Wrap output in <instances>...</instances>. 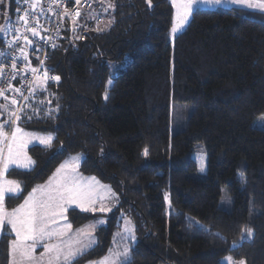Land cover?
<instances>
[{"label":"trees","instance_id":"16d2710c","mask_svg":"<svg viewBox=\"0 0 264 264\" xmlns=\"http://www.w3.org/2000/svg\"><path fill=\"white\" fill-rule=\"evenodd\" d=\"M2 1L13 17L16 0ZM106 1L112 10L94 4L108 21L102 29L67 23L46 63L58 82L34 87L18 115V126L54 140L29 147L31 170L8 171L22 190L5 208L81 156V174L109 186L118 205L97 245L72 264L104 257L120 217L137 238L126 264H225L226 256L264 264V128L255 125L264 114V14L197 9L172 41L170 0ZM96 216L71 210L68 220L78 227ZM10 237H1L0 264Z\"/></svg>","mask_w":264,"mask_h":264},{"label":"rangeland","instance_id":"374dc122","mask_svg":"<svg viewBox=\"0 0 264 264\" xmlns=\"http://www.w3.org/2000/svg\"><path fill=\"white\" fill-rule=\"evenodd\" d=\"M95 1H97L95 3L97 6L103 7L102 6L103 2H106V4H108L109 7H112V4L110 1L109 2H107L106 0H95ZM170 1L172 3L173 10H174V20H173L172 28L174 26L177 27L176 32H172V29H171L170 37H171L172 41L176 38V36H178L181 32H183L185 30V28L188 26V24L191 20L193 12L196 11L197 9L242 8V9H246V10H250V11H254V12L264 14V11L257 9L256 4L254 2H253V6L250 8L248 6H245L242 3V0H192L191 13L188 17V20L186 22H184L182 26H180L181 25L180 18L183 14V11H184L183 6L185 3L188 2V0H170ZM88 2L92 5L91 9L88 11V13L85 15H81V16L74 18L73 19L74 21L72 23H75L76 25H84V26L89 27V28L92 27L93 29H102V27L107 25L108 21L106 22L104 15L95 13L96 9L94 10V0H87L86 3L89 4ZM103 8L106 9L105 7H103ZM12 18L13 17L11 16L10 5L7 3L3 4V1L0 0V40L1 41L6 37L7 30L10 27ZM87 18H89L91 20H87ZM42 82L43 81L38 80L37 84L34 87H37V86L43 84ZM10 108L14 109V114H15V108L10 103V100L8 99V97L3 95V94L0 95V132L6 131L7 134H11V137L9 138L8 143H10V145H12V146H13L12 136H13V133L16 132L17 128H19L20 131H24L27 134L23 140H20V143L23 141L24 144H23V148L21 150L18 147V150H19L18 151L19 152L18 160L20 158H22V156L26 157V155H27L28 157H30L29 152H28L29 147H27V146H30V147L31 146H40L39 144H42V143H40V140L41 139L46 140L45 137L51 138L50 143L54 140L53 134L30 132V131H26L22 127L18 126L17 125V117L19 114L13 115V111H10ZM21 110L19 111V113L21 112ZM11 114H12V116H11ZM4 116H11V118H9V119H11L9 126L4 125V123H3L4 122L3 121ZM255 125L259 126L261 128L262 127L264 128V114L261 115L257 119V121L255 122ZM13 129H15L14 132H13ZM172 131H173V129H172ZM11 139H12V141H11ZM8 146H9V144H8ZM15 152H17V150ZM2 154H3V151L0 150V174L2 173V176L0 177V188H3L4 190L6 189V191H4L3 199L0 200V209H3V211L6 213V210L4 207H5V203H6L5 201L7 199V196H12V195L18 196L21 193L22 189H21L20 184L17 181L9 179L8 176L7 177L5 176V174L8 170V166H7V169L5 170V163L8 160V154L6 156L7 160L5 162H4V158H2ZM192 157L197 162V165L199 167V173L202 175L205 174L206 173V158H205V154H204V151H203L201 146L200 147L197 146V148L195 149V151L192 154ZM202 158H203V167H204L203 171H201V160H202ZM72 159H74V160H72ZM80 159H81V156H73V157H70L69 159L64 161L63 166L61 168H59L60 171L59 170L57 171V174L60 176V178H58L52 182V183L56 184L55 185L56 191L61 188V185H62L65 177H73V173L68 174V172H70L69 169L73 170V172H74L76 170V167H77L76 163ZM73 161H76V162L74 163ZM81 162H82V159H81ZM7 165H9V163ZM79 165H81V163ZM65 170H66V172H65ZM51 176H50V178H52ZM9 181L14 182V184L12 186L14 189L12 192L15 191L14 194H12V192L8 191L9 184L6 185V183H8ZM48 185L45 186L43 193H41V190H38L37 193H40V195L49 194L50 191H49ZM39 189H41V188H39ZM113 194L115 196V200L117 201V205H118V198L114 192H113ZM167 202L169 203L168 199H167ZM117 205H116V207H117ZM116 207H115V209H116ZM99 208L100 207L97 206V207H93L92 209H90L88 211H83V212H91L92 214L97 215V216L94 217L91 221H89V222H87L81 226L73 227L71 225V227L76 229V230H83L84 229L83 231H85V232L86 231H95V235H96L97 231L100 228L105 227L108 224L107 217H108V215H110V213L109 214L108 213H100L98 211ZM102 208L106 209V207H104V206ZM71 210H74V209H71ZM71 210H69V211H71ZM69 211H68V213H69ZM76 211H78V210H76ZM79 212H81V211H79ZM68 213H67V218H68ZM101 218H103V219H101ZM101 221H104V223H100ZM51 224L53 226V227H51V229L54 231H59V229H62V227H63V221L58 216L55 218V223H51ZM117 225H118V229H117L116 234L114 236V241H113L112 247L107 252V254L99 260H101V261L103 259H109L110 261L116 260L117 264H126L130 260L132 248L137 243L135 228H134L133 222L130 219L124 218V217H120ZM126 229H127V231H126ZM6 233L10 234V236H11L9 241H8V247H7V264H11L12 260L10 257V246H11L12 234H11V230H10L9 225L7 224V221L5 220V224H4L3 229H0V241H1L2 235L6 234ZM133 236H134V239H133ZM96 242L98 243L97 235H96ZM97 243H96V245H97ZM125 248L128 249V258L126 261L122 255H120V256L115 255L116 253H123ZM166 253L169 256H175L174 253L172 251H170L169 249L166 250ZM81 256H79V257H81ZM78 258H76V260ZM76 260H74V261H76ZM74 261L72 263H74ZM96 261H98V260H96ZM92 262H95V261H92ZM223 262L225 264H240L241 260H235L231 256H226L223 258ZM88 263H90V262H88ZM244 264H245V262H244Z\"/></svg>","mask_w":264,"mask_h":264},{"label":"built area","instance_id":"2783aa9c","mask_svg":"<svg viewBox=\"0 0 264 264\" xmlns=\"http://www.w3.org/2000/svg\"><path fill=\"white\" fill-rule=\"evenodd\" d=\"M86 1L16 0L15 13L0 45V93L8 97L16 115L38 80L58 82L46 67L48 57L57 50L67 23L78 17L77 12L81 16L91 9ZM31 28L36 29L35 36Z\"/></svg>","mask_w":264,"mask_h":264},{"label":"snow or ice","instance_id":"6c2138e0","mask_svg":"<svg viewBox=\"0 0 264 264\" xmlns=\"http://www.w3.org/2000/svg\"><path fill=\"white\" fill-rule=\"evenodd\" d=\"M253 2L256 4L258 10L264 11V0H242V3L245 6L252 7ZM79 3V0H77ZM150 4V0H149ZM184 11L180 18L181 25L188 20V17L191 13L192 0H188L184 4ZM79 16V13H76ZM21 19H24L23 17ZM26 23V21H25ZM33 36L36 35V29H30ZM177 27L172 28V32H176ZM15 67V65H13ZM55 80H59V77H53ZM111 83V81H109ZM2 95V93H0ZM13 104L16 103L15 100L12 101ZM13 115H15L13 113ZM18 118V117H17ZM20 132V129L17 128L16 132L13 133L12 139L13 144L16 142V133ZM2 135V133H0ZM51 138L47 140L41 139L40 143L50 144ZM24 142L20 143V148H23ZM19 158V152H14L13 146L9 145L8 149V160L5 163V170L7 169L8 163H16ZM31 164L32 162L29 161ZM204 170L203 167V158L201 160V171ZM95 181V178H92ZM98 183V182H97ZM8 191L12 192L14 189L12 185L14 182L9 181ZM18 187V186H17ZM93 189L89 188L87 191H82L80 186L76 182L75 177H65L61 185V188L57 190V195L55 197L49 196L46 200L41 199L35 201L31 196L29 201H26L24 208H27V211L23 212L21 215V209H17L11 214H6L3 209H0V229H3L5 220L7 224L11 226V229L16 234V240L12 242L10 246V256L13 258L12 264H30L34 259L32 253L37 246L45 240H51L53 236L62 235V233L56 232L49 228L50 223H55V218L57 216H63L64 213L68 210L66 206H70L73 203H77V198L90 197ZM4 189L0 188V200L3 199ZM167 199V197H165ZM77 206L81 208L82 211H87L88 209L83 206L82 203H78ZM103 210V209H101ZM100 223H104L101 221ZM68 228H71V224L67 225ZM127 231V229H126ZM248 234L251 235V229H248ZM134 239V236H133ZM31 241L30 246L27 245V242ZM45 252L51 253L55 252L56 255L53 258H50L48 264H54V261H59L61 255H63V264H71V262L79 255H83V249L73 250L71 245L68 246L67 251H65L60 244H44ZM116 256L122 255L125 258V261L128 258V249L125 248L123 253H116ZM230 259V258H229ZM100 264H117L116 260L103 259L100 261ZM240 264H244L243 261Z\"/></svg>","mask_w":264,"mask_h":264},{"label":"crops","instance_id":"0c3cea01","mask_svg":"<svg viewBox=\"0 0 264 264\" xmlns=\"http://www.w3.org/2000/svg\"><path fill=\"white\" fill-rule=\"evenodd\" d=\"M94 4H95V0H94ZM102 6L105 7L106 9H104L102 7L100 9L101 12L108 10L107 8H110V10H112V7H109V5L106 4V2H103ZM5 123H4V125H5ZM14 130L15 129H13V132H14ZM0 133H2V135H0V150L3 151L2 158H4V162H5L7 160L6 156L8 154V149H9L8 144L10 145V143H8V140L11 137V134H7L6 131L0 132ZM26 135L27 134L24 131H20L16 134L17 139H16L15 144H13L14 152L16 150L19 151L18 147L21 150L20 140H23ZM45 138L47 140L49 137H45ZM11 141H12V139H11ZM50 144H47V145L46 144H39V145L40 146H48ZM27 147H30V146H27ZM81 159L76 163V165H77L76 170L73 172V170L69 169L70 172H68V174L73 173V177L76 178V182L80 186V189L82 191H87L89 188L93 189L92 194L90 197H84V198L78 197L77 203H73L70 206H66L68 208V210L64 213L63 216H58L63 221V227H62V229H59V231H56V232L62 233V235L53 236L51 240H45V241H42L41 243L37 244V246L35 247V249L32 253L34 259L31 261L30 264H48L49 259L55 257V255H56L55 252H51V253L45 252L44 244H60L65 251H67L68 246L71 245L73 250L83 249V254L85 252L91 250L96 245L97 242H96L95 231H86L85 232V231H83L84 229L83 230H76L72 227L71 228L67 227V225L70 224L68 221V218H67V213L69 210L74 209V210H78V211L83 212L81 210V208L79 206H77L78 203H82L83 206L85 208H87L88 210L92 209L93 207L99 206L100 208L98 211L100 213H108V214L111 213L112 211H114V209L117 205V201L115 200V196H114L113 191L110 187L102 184L96 178H95V181H93L92 178H94V177H85L81 174L80 165H79L81 163ZM72 160H74V159H72ZM29 161H31L32 163L30 164ZM73 162L75 163L76 161H73ZM63 163L53 173V175L51 176L52 178H50L46 182L36 186V188L34 190H32L26 196L24 201L19 206H17L13 210H8L4 207L6 210V214H11L15 210L21 209L22 210L21 215H22L23 212L27 211V208H24V206H25L26 201H29L30 196L35 201H39L41 199L46 200L49 196L55 197L57 195V191L55 188L56 184H54L52 182L54 180L60 178V176L57 174V171L59 170V168H61L63 166ZM7 166H8V170L5 174L6 177H7L8 171L10 169H19V170H25V171L31 170L34 166V162L30 157H28L26 155V157L22 156V158H20L19 160L17 159L16 163H9V165H7ZM65 172H66V170H65ZM1 176H2V173L0 174V177ZM6 185H8V183H6ZM47 185L49 186V191H50L49 194L40 195V193H37L38 190H41V193H43L44 188ZM39 188H41V189H39ZM4 191H6V189ZM14 193H15V191L12 192V194H14ZM103 206L106 207V209H103L102 208ZM101 209H103V210H101ZM101 219H103V218H101ZM9 227H10L11 234H12V238H11V244H12V242L16 240V234H15V232L12 231L10 225H9ZM51 227H53V226L50 223L49 228L51 229ZM31 244H32L31 241L27 242L28 246H30ZM79 256H81V255H79ZM79 256H77L76 258H78ZM76 258L74 260H76ZM11 260H13L12 257H11ZM99 261H101V260H98L95 262H90L87 264H100ZM72 262H71V264H72ZM26 264H28V262H26ZM54 264H63V255H61L59 261H54Z\"/></svg>","mask_w":264,"mask_h":264}]
</instances>
